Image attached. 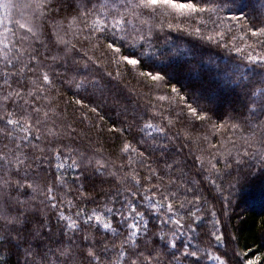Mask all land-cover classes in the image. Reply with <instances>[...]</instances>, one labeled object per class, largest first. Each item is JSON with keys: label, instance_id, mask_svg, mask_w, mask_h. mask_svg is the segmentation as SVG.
Listing matches in <instances>:
<instances>
[{"label": "snow or ice", "instance_id": "snow-or-ice-1", "mask_svg": "<svg viewBox=\"0 0 264 264\" xmlns=\"http://www.w3.org/2000/svg\"><path fill=\"white\" fill-rule=\"evenodd\" d=\"M224 5V0H0V242L6 236L18 241L12 232L24 227L34 203L55 210V224L42 225L49 238L57 228L66 238L43 251L26 249L25 264H261L264 253L251 258V250L233 248L222 258L205 245L210 240L224 246V236L215 230L218 220L206 222L201 190L205 183L216 185L211 177L219 176L218 157L226 153L242 162L240 151L233 154L225 145L236 148L240 141L247 146L244 156L264 158V123L225 128L221 120L211 126L212 135L223 131L224 139L217 135L213 143L210 135L195 134L210 123L208 110L187 103L165 115L149 98L143 114L125 109L121 126L107 129L120 141L116 151L97 145L89 154L78 144L80 125L92 124L88 114L103 119L100 105L121 79V66L143 67L141 57L152 55L146 49L165 33L201 36L215 30L221 41L243 42L232 44L241 61L264 66V18L257 14V22L243 11L221 16ZM13 9L20 20L9 19ZM140 75L150 88L166 79L151 71ZM65 86L76 90L72 100ZM253 95L260 98L264 88ZM96 98L94 106L85 103ZM73 104L80 115L70 119ZM69 169L71 187L65 179ZM91 175L112 186L101 200L77 183ZM77 237L88 243L81 248ZM3 258L0 254V262Z\"/></svg>", "mask_w": 264, "mask_h": 264}, {"label": "trees", "instance_id": "trees-1", "mask_svg": "<svg viewBox=\"0 0 264 264\" xmlns=\"http://www.w3.org/2000/svg\"><path fill=\"white\" fill-rule=\"evenodd\" d=\"M224 3L221 16H227L230 11H243L248 14L249 19L257 22L261 17L264 18V0H224ZM257 14L261 17H257ZM9 19L13 22L20 20L16 9L12 10ZM9 27L14 28V23L9 24ZM201 36L176 33L167 37L165 33L152 49H146L152 55L141 57L143 67L130 68L122 65L121 79L113 82L112 91L105 94L106 104L100 105L99 116L103 119H98L96 114H88L92 124L98 127H93L88 121L80 125L79 146L86 148L89 154L97 145L103 146L107 153L116 151L115 146L120 141L116 139V134L109 133L107 129L113 123L121 126V114L125 109L129 112L139 110L143 114L142 110L147 106L149 98L154 106L165 110V115L170 114L173 109L180 112L187 103L208 110L210 123L205 122L202 126L203 132L198 129L195 134L210 135L213 143L219 142L217 135L220 140L224 139L223 131L212 135L211 126L221 120L225 128L229 124H239L241 128H247L249 124L264 123V95L260 98L253 95L256 89L264 88V66H252L240 60L232 44L243 47V42L231 41L227 37L221 41L215 30L205 29ZM208 36L213 39L208 40ZM108 70L111 71L112 68L109 67ZM147 71L161 73L166 79L158 82L157 87L150 88L151 82L140 75ZM226 82L230 84L227 85ZM171 88L178 91L171 92ZM62 91L68 100H72L76 92L75 89L68 90L66 86ZM159 95L168 96L169 99L157 101L155 97ZM77 98L84 99L82 96ZM229 101L232 103L229 104ZM85 103L94 106L99 103V98L85 99ZM73 113L77 118L80 115L74 104L69 108L70 119L73 118ZM101 129L102 135L99 134ZM89 139L92 143H89ZM225 147L231 149L233 154L240 151L241 155L237 159L242 162L236 163L226 153L225 159L218 157L219 176L213 174L211 177L216 180V185L205 183L201 190L206 222L218 220L215 230L224 236V246L210 240H205V245L211 244L213 254H219L222 258L225 251L231 255L233 248L240 253L251 250L247 253L248 257L254 258L264 253V158L256 156L252 159L244 156L243 149L247 146L240 141H237L236 148H232L230 144ZM67 171L69 175L65 179L71 187L73 170ZM77 183H83L82 190L97 200H101L112 187L108 183H102L101 178L96 175L81 178ZM70 197L74 198L73 194ZM85 204L87 207L95 206L87 201ZM210 211L215 212L214 217L208 216ZM54 213V209L34 203V209L26 214L24 227L12 232L13 236L18 237V241L6 236L0 242V254L4 257L0 264H25L26 249L43 251L46 246L56 247L61 240L66 239L61 236L59 228L50 239L46 228L42 227L44 224H55L57 218ZM95 238L103 239L102 236ZM76 243L83 248L88 242L77 237ZM261 264H264V260Z\"/></svg>", "mask_w": 264, "mask_h": 264}, {"label": "rangeland", "instance_id": "rangeland-1", "mask_svg": "<svg viewBox=\"0 0 264 264\" xmlns=\"http://www.w3.org/2000/svg\"><path fill=\"white\" fill-rule=\"evenodd\" d=\"M200 69H201V67H200ZM226 84L229 85L230 82H226ZM231 103H232V101H229V104H231Z\"/></svg>", "mask_w": 264, "mask_h": 264}]
</instances>
